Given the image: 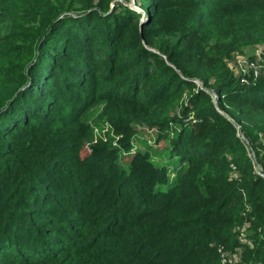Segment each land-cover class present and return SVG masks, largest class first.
<instances>
[{
  "label": "trees",
  "instance_id": "16d2710c",
  "mask_svg": "<svg viewBox=\"0 0 264 264\" xmlns=\"http://www.w3.org/2000/svg\"><path fill=\"white\" fill-rule=\"evenodd\" d=\"M142 2L0 0V264H264V0Z\"/></svg>",
  "mask_w": 264,
  "mask_h": 264
},
{
  "label": "built area",
  "instance_id": "2783aa9c",
  "mask_svg": "<svg viewBox=\"0 0 264 264\" xmlns=\"http://www.w3.org/2000/svg\"><path fill=\"white\" fill-rule=\"evenodd\" d=\"M230 67L239 78L241 83L248 84L251 80L255 81L259 77L264 78V49L261 45H254L251 52L246 55H236L230 61ZM213 98L216 99V95L213 94ZM239 128V126H238ZM241 134V133H240ZM239 134V135H240ZM241 138L246 140L241 134ZM264 146V141H263ZM249 157L255 162L254 152L248 153ZM255 172L264 178V173L262 167L257 163L254 167ZM248 224L245 223L237 234V239L242 243L250 244V239L248 238L247 232ZM217 252L220 256L221 262L223 264H235L239 260V255L232 254L226 251L223 246H218ZM250 264H263L261 262H255Z\"/></svg>",
  "mask_w": 264,
  "mask_h": 264
},
{
  "label": "rangeland",
  "instance_id": "374dc122",
  "mask_svg": "<svg viewBox=\"0 0 264 264\" xmlns=\"http://www.w3.org/2000/svg\"><path fill=\"white\" fill-rule=\"evenodd\" d=\"M117 1H120V2H125L127 5H129L132 9H134L136 12H137V14H139L141 17V19H140V21L141 22H146L147 21V18H148V12H147V10H145V8H143V7H141L140 6V4L141 3H143L142 2V0H117ZM164 21H166V22H168V23H170V24H172L173 25V23L170 21V19L169 18H167V19H164ZM18 22V21H17ZM24 24H25V26H30V24H29V22H26V21H24ZM158 37V36H157ZM262 37V36H261ZM260 37V38H261ZM168 38H169V35L168 34H164V35H162L159 39H158V41L159 40H162V41H164V42H167L168 41ZM22 44H24V42H22ZM255 44L256 45H261L262 47H263V49H264V40H262V39H259V41H256L255 42ZM253 44H249V45H244V46H241L240 48H238L237 50H235V51H233V52H231L229 55H227L226 57H225V61H226V65L228 66V67H230V61H231V58H233V56L234 55H236V54H239V55H243V56H246V55H248L250 52H251V50H252V48H253V46H252ZM14 52H16V51H14ZM17 56H19L20 55V53L18 52V53H15ZM15 57V56H14ZM204 57H206V56H204ZM14 62H17L16 60H14ZM7 65H10V64H7V63H2V62H0V69L2 68V66H4L5 68H6V66ZM231 68V67H230ZM6 74H7V76L9 75V71H8V69L6 68ZM196 82L198 81L199 82V80H195ZM213 94H215V93H213V92H211V96L213 97ZM215 101V98H213V102ZM262 137H264V135H262L260 138H259V140L257 141L258 142V144L260 143V139L262 138ZM136 138H138V140H139V142L138 143H135L136 144V146L137 147H139V148H142V149H144V146H143V142L142 141H147L153 148H152V150L156 153V155H154V160L155 161H160V160H162V162H164L165 160H166V156L165 157H163L161 154H159V152H160V150L164 147V143H165V141L164 140H160V141H158L157 143L156 142H154V140L156 139V134H155V131L154 130H152V129H144V127H141L140 128V131H139V134L136 136ZM263 141H264V139L262 140V144H263ZM263 152H264V150H263ZM161 153V152H160ZM162 158V159H161ZM178 163V161L177 160H175V161H173V164H177Z\"/></svg>",
  "mask_w": 264,
  "mask_h": 264
},
{
  "label": "water",
  "instance_id": "95a60500",
  "mask_svg": "<svg viewBox=\"0 0 264 264\" xmlns=\"http://www.w3.org/2000/svg\"><path fill=\"white\" fill-rule=\"evenodd\" d=\"M214 103L216 104V99H215Z\"/></svg>",
  "mask_w": 264,
  "mask_h": 264
}]
</instances>
